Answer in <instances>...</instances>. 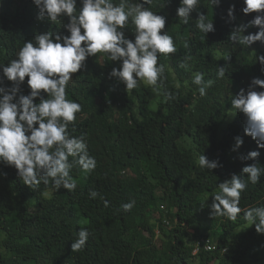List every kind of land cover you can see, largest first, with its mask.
Segmentation results:
<instances>
[{
  "label": "trees",
  "instance_id": "trees-1",
  "mask_svg": "<svg viewBox=\"0 0 264 264\" xmlns=\"http://www.w3.org/2000/svg\"><path fill=\"white\" fill-rule=\"evenodd\" d=\"M179 3L153 0L151 5L167 16L166 28L177 46L176 53L160 58L167 78L159 93L143 82L127 93L123 84L109 80L107 73L116 65L105 53L89 58L86 71L73 74L67 94L82 104V111L69 132L85 135L89 153L97 160L96 169L88 174L73 167L75 192L63 188L57 192L43 183L30 188L14 168L0 165V233L4 234L0 264H263L264 234H257L243 212L232 221L211 217L208 207L219 183L255 162H241L238 157L230 162L228 153L236 136L244 139L240 154L259 150L264 167V149L244 134L245 118L231 115L235 110H230L229 102L230 91L247 88L253 77L264 79L256 63L263 45L257 42L247 48L228 41L232 28L247 23L255 13H242L243 0H222L220 7L202 0L200 10L216 28L206 35L195 28L196 12L188 25L179 22ZM232 4L235 21L227 15ZM37 11L32 0H0V64L13 59L24 40L37 32L64 31V20L49 25L36 19ZM133 27L129 24L128 30ZM222 54L231 55V64L226 76L216 80L218 64L226 63ZM185 57L187 67H180ZM195 71L215 80L205 96L191 83ZM27 91L25 84L23 94ZM165 91L176 98L166 100ZM203 153L223 166L200 168L197 158ZM90 189L109 206L99 197L90 198ZM41 200L49 205L43 207ZM131 200L135 206L124 212L121 205ZM262 204L264 183L249 181L240 207ZM81 227L88 229L89 240L73 252L71 243ZM203 237L211 239L217 250L195 257L193 251Z\"/></svg>",
  "mask_w": 264,
  "mask_h": 264
},
{
  "label": "clouds",
  "instance_id": "clouds-1",
  "mask_svg": "<svg viewBox=\"0 0 264 264\" xmlns=\"http://www.w3.org/2000/svg\"><path fill=\"white\" fill-rule=\"evenodd\" d=\"M37 8L36 19L55 23L64 20V31H41L31 39L24 40L13 59L0 64V165L14 168L19 180L30 188L40 184L50 185L54 191L61 188L75 192L76 179L71 175L78 165L86 174L97 167V160L90 155L85 135L70 134L69 126L75 127L77 113L82 104L69 99L67 89L73 74L86 71L89 58L105 53L115 62L107 73L109 80H116L128 93L143 82L159 93L166 80L165 65L161 56L167 57L177 52L175 38L169 35L167 16L153 11V0H32ZM202 0H180L176 8L179 22L188 25L196 12L195 28L204 34L216 31L213 20L200 10ZM213 7H220L222 0H210ZM242 13L254 16L247 22L232 28L228 41L234 46L250 48L259 42L264 45V0H243ZM235 4L229 6L227 15L230 21L236 20ZM134 26L128 30V25ZM257 28L256 32H249ZM132 33L130 37L127 33ZM247 33V34H246ZM226 62L216 69V80L226 76L231 55L222 54ZM180 67H187V60ZM264 73V53L256 56V63ZM7 82H11L9 85ZM191 83L196 86L200 96L215 83L206 79L205 73H192ZM27 94H23L24 85ZM166 100H174L171 91L163 92ZM230 110L244 116V134L250 136L258 149H264V79L253 77L247 88L237 93L229 92ZM231 151L237 152L244 144L241 136L234 138ZM261 152L252 150L240 154L239 160L255 161L245 164L239 174L217 185L212 191L209 214L226 217L235 221L243 212V218L257 234H264V204L242 209L241 194L250 181L253 185L262 184L264 167L259 162ZM70 157L73 158L70 160ZM200 168L215 170L222 167L221 162L209 160L200 154L197 158ZM88 195L99 197L105 207L109 201L94 189ZM207 201V200H206ZM135 200L121 205L124 212H130ZM163 207V206H162ZM164 209V207H163ZM194 234V230L190 231ZM159 234V232H158ZM90 233L81 227L71 243L73 252L83 249ZM203 247L196 253L197 245ZM211 243L214 249L208 250ZM217 245L208 237L201 238L193 251L195 257L203 252H214Z\"/></svg>",
  "mask_w": 264,
  "mask_h": 264
},
{
  "label": "rangeland",
  "instance_id": "rangeland-1",
  "mask_svg": "<svg viewBox=\"0 0 264 264\" xmlns=\"http://www.w3.org/2000/svg\"><path fill=\"white\" fill-rule=\"evenodd\" d=\"M263 47H264V45H263ZM222 134H223V128H221V130H220V136H222ZM241 151H242V147L237 152H233L230 150L228 153V159L230 160V162H234L236 159H238L237 157H239ZM41 205L43 207H46L49 205V203L41 200ZM246 229L247 228L243 229V231H245ZM3 239H4V234L0 233V254L4 253V249L1 246ZM261 259H262V261H264V255L261 257ZM255 264H259V263H255ZM263 264H264V262H263Z\"/></svg>",
  "mask_w": 264,
  "mask_h": 264
},
{
  "label": "built area",
  "instance_id": "built-area-1",
  "mask_svg": "<svg viewBox=\"0 0 264 264\" xmlns=\"http://www.w3.org/2000/svg\"><path fill=\"white\" fill-rule=\"evenodd\" d=\"M202 243H204V242H202ZM202 243L200 242V243L197 245L196 253H198V252L200 251V249L203 247ZM207 249H208V250H212V249H214L210 242L207 244Z\"/></svg>",
  "mask_w": 264,
  "mask_h": 264
}]
</instances>
